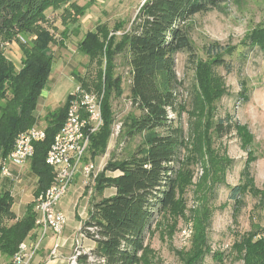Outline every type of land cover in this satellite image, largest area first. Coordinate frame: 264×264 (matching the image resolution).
<instances>
[{
  "label": "trees",
  "instance_id": "obj_1",
  "mask_svg": "<svg viewBox=\"0 0 264 264\" xmlns=\"http://www.w3.org/2000/svg\"><path fill=\"white\" fill-rule=\"evenodd\" d=\"M70 1L0 0V158L11 150L17 133L35 122L34 110L47 83L53 60L50 45L57 42L50 28L44 25L47 21L46 10L66 5L64 29L60 32L62 39L57 42L62 45L70 24L72 26L78 22L86 9ZM222 2L144 0L129 31L109 51L107 59L114 54H122L126 59L130 74L128 98L138 111L123 119L116 145L120 146L121 141L129 142L136 136H140L141 140L128 153L112 152L102 169L96 173L95 195L99 198L91 203L88 217L79 228V233L92 241L94 246L89 252L79 255V264H147L149 248L146 234L151 233L158 216L174 213L175 209V213H178L181 202L177 197L178 191L188 181L190 174L183 173L176 166L180 163L182 166L183 161L179 156L184 141L183 129L174 125L169 116V111L177 110V97L172 85L177 53L184 52L188 62L194 65L201 94L196 91L193 96L199 98L200 112H203L204 106L207 107L205 125L196 130V146L186 161L194 160L204 147L203 154L208 156L210 164V168L205 167L204 177L210 173L212 184H215L219 180L217 174L227 159L219 157L211 149L210 128L213 126L211 131L217 137L235 132L238 137L244 138L241 146L246 148L248 145L249 134L246 128L232 121L230 115L212 120V103L223 92L217 84L218 78L212 77V67L219 66L229 72L230 62L224 54L231 53V49L220 50V46H215L212 59L202 60L190 37L191 18L196 14L219 9ZM94 30L89 31L78 43V50L90 63L97 61L100 64L102 42L110 29L107 24H102ZM11 42H16L21 51V65L18 69L2 48V44ZM243 44L256 46L264 53V21L248 31ZM107 69L106 66L102 80L98 75L95 80V77L88 79L75 74L77 82L86 90L89 86L95 85L98 88L103 84L106 91L104 102L101 99L103 124L90 136L88 150L91 156L106 153L114 123L109 98L112 92L116 91L119 95L122 92L121 77H111ZM98 72L100 74L98 70L96 74ZM69 98L46 113L45 138L34 143V154L29 160L30 169L36 176L34 195L46 189L53 180L52 168L45 162V155L65 119ZM247 168L242 171V183L227 185L228 198L234 202L235 211L245 193L264 197V187L259 189L254 185ZM110 187L114 193L104 197L103 191ZM12 204L13 197L1 183L0 177V252L7 257L26 238L35 221L31 202L21 217L16 216ZM207 207L210 204L206 200V204L202 205V217L198 216L191 226L189 248L180 252L181 263L201 264L206 255L210 254L212 264H225L226 259L231 262L242 261V264H264V227L258 224L241 233L229 251L211 252L206 234L210 217Z\"/></svg>",
  "mask_w": 264,
  "mask_h": 264
},
{
  "label": "rangeland",
  "instance_id": "obj_2",
  "mask_svg": "<svg viewBox=\"0 0 264 264\" xmlns=\"http://www.w3.org/2000/svg\"><path fill=\"white\" fill-rule=\"evenodd\" d=\"M143 2L144 0H75L79 6L86 7L83 15L78 19L77 25L71 26L70 24L67 37L62 45H50L53 60L47 83L37 102V106L42 105L41 116L66 101L75 88L77 82L75 74L88 79L95 77V80L98 75L102 80L107 66L111 77H121L122 89L120 95L115 91L109 98L114 123L111 126L112 134L106 153L91 156L89 150L87 151L85 160L94 163L90 180L87 184L83 183L84 177L78 174L57 204V208H60L59 210L66 217L67 234H64V230L62 234L65 246L60 252V257L63 258L71 252L69 247L71 240L82 242L85 247L89 245L90 240L81 237L79 228L88 217L91 203L99 198L95 195L93 174L102 169L112 152L128 153L141 140L140 136H136L129 142L121 141L120 146L116 145L123 119L128 114L138 113V111L128 98L130 74L125 57L122 54H114L110 59L107 57L109 51L114 49V45L119 44L129 31ZM46 16L47 21L44 25L51 29L56 39H59V33L64 27L61 19L62 8L48 9ZM263 21L264 0H223L219 9L196 14L190 20V37L200 59L207 61L212 59L215 54L212 49L215 46H220V50L231 49V53L227 54V50L224 52L231 66L229 72L219 66L212 67V77L218 78L217 84L223 91L220 98L212 103V120L230 115L232 121L246 128L249 141L246 148H243L241 145L244 138L241 139L235 132L217 137L211 131L213 126L210 128L211 149L219 157L227 159L226 164H223V169L217 174L219 180L215 184H212L210 173L206 178L204 177L205 167L210 168L208 156L203 154L204 147L202 153L197 154L194 160L186 161L193 147L196 146V130L202 129L205 125L207 107L204 106L203 112H200L202 110L198 109V106L200 107L199 98L193 96L196 91L201 94L195 78L194 65L188 62L184 52L177 53L172 82L177 97V110L176 112L169 111V116L174 125H179L183 129L184 141L179 154L183 159L182 166L181 163L175 165L178 169H182L183 173H189L190 176H188V181L183 183L182 189L179 188L178 191L177 197L181 201L178 213H175V209L174 213H167L163 217L158 216L152 225L151 233L146 234L149 248L147 264H182L180 252L187 250L190 244V240L188 241L190 236L185 238L184 232L191 229L198 216L202 217V205L206 204V200L210 204V207H207L210 217L206 226V234L211 252L229 251L233 241L238 239L241 233L249 231L254 224H258L261 228L264 227V197L245 193L241 197L242 202L238 210L235 211L234 202L228 198L227 188V185L243 182L242 171L247 167L254 185L259 189L264 187V53L256 46L243 44L248 31ZM118 23L121 24L117 25ZM102 24H107L110 31L102 42L101 63L98 64L97 61L90 63L87 57L78 50V43L89 31L93 32L98 25ZM113 34L114 36L110 37ZM2 45L4 54L18 69L21 65V53L17 44L11 42ZM210 47L211 51L208 52ZM97 70L100 74L99 72L96 74ZM104 89L102 84L98 88L95 85L89 86L88 90L97 93L104 102L106 98ZM198 112L200 118H198ZM249 157L251 159L248 160ZM29 162L27 163L28 168H30ZM34 176L31 172V178L26 180L27 177L21 175L15 188L7 187L12 189L13 207L15 209L18 207L16 210L21 216L24 215L29 200L32 199L33 207L35 204V195L31 194V189L36 184ZM6 185L3 184L4 187ZM18 186L20 189L17 188ZM109 191L106 190L105 194ZM29 232L25 239L29 238ZM52 240L53 237L49 234L42 241L41 246L48 248ZM66 252L65 256L61 255ZM36 257V262L35 259L33 261L35 264L38 263ZM48 258L47 250L45 259ZM212 263L210 254H207L201 264ZM56 264H61L59 259L56 260ZM225 264H242V261L231 262L226 259Z\"/></svg>",
  "mask_w": 264,
  "mask_h": 264
},
{
  "label": "built area",
  "instance_id": "obj_3",
  "mask_svg": "<svg viewBox=\"0 0 264 264\" xmlns=\"http://www.w3.org/2000/svg\"><path fill=\"white\" fill-rule=\"evenodd\" d=\"M102 124L100 96L77 83L70 94L65 119L45 155V162L52 168L53 180L46 189L34 196L35 221L29 232L30 238L19 242L16 250L8 257L0 252V264H33L42 249V241L49 234L53 240L47 248L48 260L59 259L61 264H79V255L89 252L91 248L83 246L82 242L71 240L70 254L65 258L60 257L61 249L65 246L62 234L66 217L57 208V204L76 175L81 174L84 177L83 183L87 184L90 180L94 163L85 160V155L90 136ZM44 138L45 129L38 125H32L17 133L11 150L0 158L1 179L9 180L14 186L21 178L20 169L34 154V143ZM95 175L96 173L93 177ZM190 233L191 229L185 231V238Z\"/></svg>",
  "mask_w": 264,
  "mask_h": 264
},
{
  "label": "crops",
  "instance_id": "obj_4",
  "mask_svg": "<svg viewBox=\"0 0 264 264\" xmlns=\"http://www.w3.org/2000/svg\"><path fill=\"white\" fill-rule=\"evenodd\" d=\"M73 1H75V0H71L70 2H73ZM66 7V5H62L60 8H62V24H63V20H64V18H63V15L65 14V12H64V8ZM59 8V9H60ZM49 9H51V8H49ZM48 10V9H47ZM46 10V11H47ZM53 10H57V9H53ZM47 17V16H46ZM78 23L76 22V23H74V25H77ZM73 25V26H74ZM63 29H64V27H63ZM62 29V30H63ZM50 31H51V29H50ZM52 32V31H51ZM54 37H55V39H56V36H55V34H54ZM60 39H62V37H61V35H60V33H59V39H56V41L58 42ZM64 40V39H63ZM57 42L56 43H54V44H52V45H55V44H57ZM13 43H16V42H13ZM7 44H9V43H7ZM17 44V43H16ZM51 45V46H52ZM17 46H18V44H17ZM18 48H19V46H18ZM20 50V49H19ZM20 53H21V51H20ZM9 59V58H8ZM76 84H77V82H76ZM75 84V85H76ZM42 92V91H41ZM41 94V93H40ZM70 96V94L68 95V97ZM68 97L66 98V101H67V99H68ZM43 99H45V98H43ZM46 101V100H45ZM65 101V102H66ZM64 102V103H65ZM58 106H60V105H58ZM57 106V107H58ZM40 107V108H39ZM41 107H42V105L41 106H36V109L34 110V115H35V122L33 123V125H38V126H41V127H43L44 129L46 128V123H45V115L46 114H44V115H42L41 116ZM57 107H55V108H57ZM55 108H53V109H55ZM52 109V110H53ZM50 111V110H49ZM48 112V111H47ZM41 117V118H40ZM43 119V120H42ZM29 162V161H28ZM27 162V163H28ZM27 163H26V165L24 166V167H22L21 169H20V174L21 175H24L25 176V178H26V180L27 179H30L31 178V169L30 168H28V166H27ZM104 165V164H103ZM103 167V166H102ZM35 175V174H34ZM77 176V175H76ZM75 176V177H76ZM35 178H36V176H34ZM74 180H75V178H74ZM73 180V181H74ZM1 183L2 184H7L6 185V188L8 187V186H13L12 184H11V182L9 181V180H7V179H1ZM14 188L16 187L15 185L13 186ZM17 188H19L20 189V187L18 186ZM35 189H36V184H35V187H33L32 189H31V194L33 195L34 194V191H35ZM106 190H110L107 194H105V191ZM9 191H10V194H12V189H10L9 188ZM114 193V189L112 188V187H110V188H106L105 190H104V192H103V196L104 197H106V196H110V195H112ZM32 201V199L31 200H29L28 202H27V204L29 203V202H31ZM16 209H18V207H16ZM14 207H13V204H12V210L15 212V214H16V216L17 217H21V215H19L18 213H17V210H16ZM26 209V208H25ZM60 209V208H59ZM64 234H67V229L64 227ZM94 246V243L92 242V241H90L89 242V245H87L86 247H88V248H92ZM48 247H49V245H48ZM67 254V252L66 253H64V254H61V255H66ZM47 256V248L45 249V248H43L42 247V249L39 251V253H38V256L36 257L37 258V264H56V261H52V260H48V259H45V257ZM35 262H36V259H35ZM33 264H35V263H33Z\"/></svg>",
  "mask_w": 264,
  "mask_h": 264
}]
</instances>
